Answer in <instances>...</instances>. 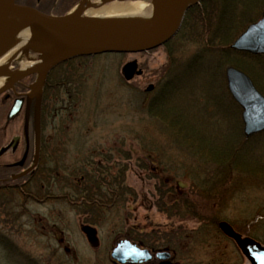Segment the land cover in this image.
<instances>
[{
    "label": "rangeland",
    "instance_id": "1",
    "mask_svg": "<svg viewBox=\"0 0 264 264\" xmlns=\"http://www.w3.org/2000/svg\"><path fill=\"white\" fill-rule=\"evenodd\" d=\"M128 1L138 0H116ZM142 1L153 3L152 0ZM94 2L97 1L83 7L89 9ZM263 5L255 3L242 22L255 21ZM50 12L62 13L63 10ZM85 13L86 10H82L81 15ZM240 24V21L235 24L232 31H238ZM195 26V22L191 21L182 29V23L169 43L147 51L82 56L61 66V71L69 77V88L67 92L60 88L47 98L48 107L42 123L43 163L36 173L33 188L36 198L28 199L27 195L13 190L0 194V239L4 238L0 242V264H29L28 258L33 264H119L111 257L117 242L128 239L140 243L152 225H157L153 230L155 235L149 237L154 250H169L171 253L165 264L249 263L237 244L209 222L226 220L241 230L244 225H249L252 235L263 241L264 184L259 182L256 185L244 179L245 185L235 184L231 194H214L215 198L205 202L196 192L198 185L210 175L208 167L201 164L203 159L175 142L162 128V123L148 112L149 101L157 93L153 87L148 90V85L153 84L155 88L159 84L164 78L161 75L166 73L174 57L176 62L186 61L201 45L196 42L203 31L201 23L197 21L196 31ZM34 51H21V59L37 60L40 51ZM9 61L11 71L20 68V59ZM129 61H134L136 68L132 78L127 80L122 67ZM230 65L235 66L220 64L218 71L222 72V76L218 75L219 81L215 84L223 97V113L216 110L215 102L207 99L209 75L192 77L188 89L177 103L185 106L188 94L194 93L200 101L205 99L211 103V111L218 112L220 121L215 126L230 131L241 142L240 145L260 141V146L256 148L255 175L251 174L259 179L264 176V129L253 133V137L249 136L250 140H245L240 106L227 93L230 91L225 71ZM139 69L141 73L138 74ZM263 70H260L261 79L258 82L254 80V83L264 95ZM8 108L9 103L3 110L0 109V148L18 137L22 130L18 125V116L6 119ZM4 122H9L5 130ZM211 125L210 122L207 124L212 128ZM95 166L97 170H103L100 176L106 180L120 172L124 184L119 189L127 187L125 194L119 196H111L107 193L111 188L103 187L106 202L112 204L104 209L92 207L93 210L87 212L77 204L81 196L75 193L92 188L90 183L88 185L85 171L93 170ZM80 180L87 185H78L76 182ZM117 190L113 188L112 194ZM182 198L187 199V205L189 200L201 203L199 209L207 221L204 223L205 220L188 215L181 203ZM204 202L209 206L202 207ZM171 221L173 225H170ZM85 223L96 227V245L90 243L82 231L81 226ZM239 232L247 235L244 231ZM7 241L13 242L11 249L5 244ZM173 243L174 247H171ZM13 251L25 258L27 263ZM152 261L157 259L154 257Z\"/></svg>",
    "mask_w": 264,
    "mask_h": 264
},
{
    "label": "trees",
    "instance_id": "2",
    "mask_svg": "<svg viewBox=\"0 0 264 264\" xmlns=\"http://www.w3.org/2000/svg\"><path fill=\"white\" fill-rule=\"evenodd\" d=\"M257 2L264 4V0L262 2L261 0H201L199 3L191 6L185 14L182 29L188 26L191 21H194L196 26L197 21L200 22V28L203 31L199 33V38L196 42L201 45L186 61L176 62L174 57L172 62L169 63L166 73L161 75L162 78H164L154 88L157 89V93L150 99L148 104V112L155 117L160 124L162 123V128L167 130L169 136L172 137L175 142L191 149V153L203 159L204 162L201 164H205L208 167L207 170L210 175L207 174L208 177L203 181V184L198 185V191H196L199 198L206 200L205 202L210 198H215L214 194L220 196L231 194L235 184L240 183L241 185H245L243 182L244 179L256 185H259V182L264 184V176L259 179L252 176L255 175L256 166H254V162L256 163L258 156L256 155V148L260 146V141L254 143L245 142L243 146L240 145L241 142L236 140V137L230 131L228 132L215 126V123L219 122L220 118L217 114L218 112L216 113L210 109V104L214 102L217 106L216 110L219 112L222 111L223 113L225 109L223 106V97L221 93H219L218 86L215 87V84L219 81L218 75L222 76V72L218 71V67L221 63H230L246 71L255 82H258L260 78V70L262 72L264 69V55H252L246 52L236 51L230 47V43L234 38L252 21L250 19L246 22H242L245 17L249 15L252 7ZM64 9L65 8H62L61 10L64 11ZM239 21L241 24L238 31H232L234 25H237ZM196 26L194 27L195 31ZM190 27H192V25ZM195 37L197 38V36ZM68 61L58 64L47 75L44 84L43 99L47 98L45 90L48 91L50 85H54V87H50V90L53 92L57 88H63L64 91L67 92L66 90L69 88V77H66L65 73H63L60 68ZM56 71L57 74H55ZM199 74L209 75L207 99L212 100L211 103L205 99L203 102L200 101L199 96L194 93H187L188 101L185 102V106L179 102L177 103V100H179L178 98L182 97L188 89L189 80ZM32 79V75H29L23 79V83L29 84L32 82ZM262 79L264 80L263 77ZM261 88L259 87V89L263 91V88ZM188 92L191 91L188 90ZM227 93L230 95L228 91ZM208 116L210 117L209 122L212 124V128L207 126L209 123L207 121ZM245 137V140L248 141L253 136ZM98 169L99 170H97V166H95L93 170L85 171V175L88 177V185L90 183L92 188L86 189L85 192L79 193V191H76L75 193L76 195L83 196L85 202L89 203L88 205L85 203L83 207L84 211L87 212H89L92 207L104 209L109 204H112V202H106L104 198L105 193L102 190L103 187L111 188L107 192L110 193L111 196H119L125 194L126 191V185L124 190L119 189L120 186L124 184V177L120 172L110 180H106L100 176L103 170L100 168ZM249 170L251 171L249 172ZM247 174L250 179L246 178L248 177ZM76 183L78 185H87L82 180ZM113 188H117L118 190L112 194ZM186 200L185 198L181 199L184 211L200 221L205 220V223L207 218L203 216L199 209L201 203L195 200L194 202L189 200L190 203L187 205ZM205 202L202 204V207H205L204 205L206 204L208 205V203L205 204ZM219 221L215 219L209 223H212L216 229H218ZM170 225H173V221L170 222ZM156 226L157 225L150 226V231L143 236L145 238L139 240L153 247L154 245L151 242L152 239L149 237L155 235L153 230H156ZM233 227L237 231H244L247 235L256 237L252 235L249 225H244L245 228L242 230L239 227ZM195 232L199 233L197 230ZM166 235L169 238L170 234L167 233ZM173 238L174 236H172V240ZM256 238L259 239L258 237ZM172 240H170V242H172ZM260 241L264 243V240ZM171 247H174V243L171 244Z\"/></svg>",
    "mask_w": 264,
    "mask_h": 264
},
{
    "label": "water",
    "instance_id": "3",
    "mask_svg": "<svg viewBox=\"0 0 264 264\" xmlns=\"http://www.w3.org/2000/svg\"><path fill=\"white\" fill-rule=\"evenodd\" d=\"M105 1V0H103ZM114 1V0H107ZM123 1V0H119ZM152 13L149 22L141 27H126L112 20H89L78 18L75 11L65 14H48L38 8L16 3L15 0H0V52L4 40L16 28L27 25L29 38L21 49H38L40 64L18 71L12 70L14 78L0 86V93L15 82L30 74H37L34 83L29 85L27 99L36 94L35 130L36 156L40 144V103L42 85L47 71L54 65L79 55H94L106 52L136 53L163 45L171 39L181 26L186 10L199 0H152ZM231 47L238 51L264 53V8L261 17L251 22L233 41ZM136 63L129 61L122 67L126 79L132 78ZM137 73H141L139 69ZM227 87L234 100L241 107L245 135L249 136L264 129V95L256 88L250 76L234 67L226 68ZM153 87L149 84L147 89ZM22 106V98H16L8 111L7 120L14 117ZM5 149H2V153ZM221 231L235 240L249 263L264 264V245L249 236L237 232L227 221L218 223ZM82 231L93 245L98 243L95 227L84 224ZM156 258L166 259L167 251H159ZM111 257L120 263H143L152 260L153 254L140 248L128 239H121L111 251Z\"/></svg>",
    "mask_w": 264,
    "mask_h": 264
},
{
    "label": "flooded vegetation",
    "instance_id": "4",
    "mask_svg": "<svg viewBox=\"0 0 264 264\" xmlns=\"http://www.w3.org/2000/svg\"><path fill=\"white\" fill-rule=\"evenodd\" d=\"M21 4H27L34 6L44 12L54 11L56 9L64 10L68 9L71 5L76 3L78 0H15ZM60 3V4H59ZM35 78V76H33ZM28 85L23 83V80L16 82L13 87L4 90L0 93V109H4L9 103L11 107L15 98H22L21 110L18 113L19 128L21 127V134L18 137L11 139L5 145H2L1 149L5 151L0 154V194L8 193V191H15L20 195H27L28 199H35L36 195L33 191L35 176L37 171L42 167L43 163V138H42V123H43V112L48 107L47 98L52 95L50 87L49 90H45L47 98L43 99L41 104V126H40V147L39 154L36 156V130L35 123L33 120L34 110L36 109V94L27 99L26 92L28 91ZM44 95V91H43ZM8 108V109H9ZM26 109L28 114L26 115ZM8 112V111H7ZM15 118V117H14ZM9 125V122H4L3 129L5 130ZM3 130V131H4ZM2 131V129H0ZM5 135V132L3 133ZM7 155V157H5ZM4 157V158H3ZM33 186V187H32ZM83 190V189H81ZM78 190V191H81ZM81 208L85 205V199L81 196L80 201H76ZM87 205L89 203H86ZM111 205V204H109ZM4 236V235H3ZM2 237V235H1ZM6 238V237H5ZM4 238H1L3 241ZM5 241V240H4ZM11 243H13L11 241ZM10 242H6L8 248L11 249L13 246ZM154 250L153 247L150 248ZM13 253H16L13 251ZM166 261H152L148 264H165ZM29 264H33L32 259L29 258ZM147 264V263H146Z\"/></svg>",
    "mask_w": 264,
    "mask_h": 264
},
{
    "label": "bare ground",
    "instance_id": "5",
    "mask_svg": "<svg viewBox=\"0 0 264 264\" xmlns=\"http://www.w3.org/2000/svg\"><path fill=\"white\" fill-rule=\"evenodd\" d=\"M82 10H86L84 15H81ZM73 11L78 14V18L89 20L97 26H102V24H99L95 20L106 19L112 20L126 27H141L149 22L152 13V5L146 4L143 1L141 2V0L133 2L115 1L109 5H104L101 2H94L89 9L87 7L84 8L82 4H78L73 8ZM29 35L28 26L22 25L14 29L7 36L6 40H4L5 42L0 52V86L10 83L14 78L9 65L10 59H20L21 65L18 71L40 64V60L26 61L21 59L23 58L21 49L28 40ZM56 90L59 91L58 88ZM243 133L245 135V132Z\"/></svg>",
    "mask_w": 264,
    "mask_h": 264
}]
</instances>
